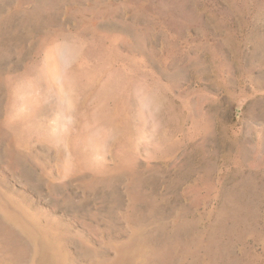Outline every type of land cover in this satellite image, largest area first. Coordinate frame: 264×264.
<instances>
[{"label":"rangeland","instance_id":"1","mask_svg":"<svg viewBox=\"0 0 264 264\" xmlns=\"http://www.w3.org/2000/svg\"><path fill=\"white\" fill-rule=\"evenodd\" d=\"M0 264H264V0H0Z\"/></svg>","mask_w":264,"mask_h":264},{"label":"bare ground","instance_id":"2","mask_svg":"<svg viewBox=\"0 0 264 264\" xmlns=\"http://www.w3.org/2000/svg\"><path fill=\"white\" fill-rule=\"evenodd\" d=\"M81 65L82 89L86 95L92 97L98 103L94 113L110 112L111 110L115 112L119 110L126 111L127 106L130 104L129 85L130 83L133 85L134 81H126L124 79L120 82H114L110 78V72L107 67L91 66L87 60H84Z\"/></svg>","mask_w":264,"mask_h":264}]
</instances>
